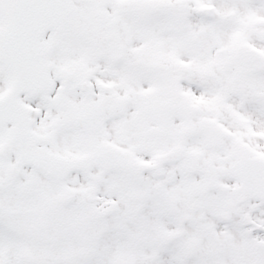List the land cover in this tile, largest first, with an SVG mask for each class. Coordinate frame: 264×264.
<instances>
[{
    "label": "snow or ice",
    "instance_id": "obj_1",
    "mask_svg": "<svg viewBox=\"0 0 264 264\" xmlns=\"http://www.w3.org/2000/svg\"><path fill=\"white\" fill-rule=\"evenodd\" d=\"M0 264H264V0H0Z\"/></svg>",
    "mask_w": 264,
    "mask_h": 264
}]
</instances>
